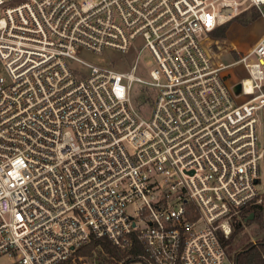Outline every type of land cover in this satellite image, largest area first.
Segmentation results:
<instances>
[{"label": "built area", "instance_id": "built-area-1", "mask_svg": "<svg viewBox=\"0 0 264 264\" xmlns=\"http://www.w3.org/2000/svg\"><path fill=\"white\" fill-rule=\"evenodd\" d=\"M251 9L264 18V0H0V257L61 264L135 235L128 264H226L264 192V34L217 51L215 31ZM107 48L148 49L150 79L80 55Z\"/></svg>", "mask_w": 264, "mask_h": 264}, {"label": "rangeland", "instance_id": "rangeland-1", "mask_svg": "<svg viewBox=\"0 0 264 264\" xmlns=\"http://www.w3.org/2000/svg\"><path fill=\"white\" fill-rule=\"evenodd\" d=\"M256 11L251 9L243 13L242 15L235 18L232 22H229L225 29L224 36H215L218 38L217 45L215 49L217 51H224L225 47L230 44L235 45L240 51L245 52L250 47H252L259 38L264 34V18L256 14V18H252V12ZM257 12V11H256ZM242 17H246V20H241ZM216 38V39H217ZM221 45V48H220ZM234 56L232 54H228L224 56L222 59L225 62L232 61L234 58H237L238 55ZM81 57L96 63H107L114 66L116 69L122 71H132V66L135 62L138 64V68L134 71L135 75L140 76L143 79L149 80L150 79V70L156 66V61L152 55V53L148 49H143L137 58V53H124L119 50L107 48L101 53H96L93 51H82ZM225 74L227 78H229L230 83L238 82L242 78L248 77L249 72L244 66V64H237L232 67H229ZM0 75H6V71L4 68V64L0 60ZM148 93L146 86L142 83L136 82L133 86V99L138 104V106L143 109L144 106V115L148 117L152 110L151 104H144L145 103V96ZM260 188L261 191H264V173H262L261 180H260ZM257 225L252 223L245 226L244 231L247 233L246 242L257 241L264 236V232L256 234L254 232V228ZM228 253V260L226 264H230V260L233 258V251L227 252ZM80 260L84 261L85 263H90L92 261L91 258H81L73 260V264H78ZM14 258L11 256H1L0 257V264H13ZM132 264H143L141 261L132 262Z\"/></svg>", "mask_w": 264, "mask_h": 264}, {"label": "trees", "instance_id": "trees-1", "mask_svg": "<svg viewBox=\"0 0 264 264\" xmlns=\"http://www.w3.org/2000/svg\"><path fill=\"white\" fill-rule=\"evenodd\" d=\"M256 14V11L252 12L253 19L256 18ZM241 20L247 21L246 17H242ZM227 24L222 25L215 34L224 36ZM261 197L260 202L250 204L242 210L241 220L234 221L232 234L222 239L227 252H234L232 255L234 264H264V236L257 241L246 242L248 236L244 231L246 225L254 223L257 225L254 228L256 234L264 232V192ZM251 213L254 215L250 219ZM144 252V244L135 235H133L132 245L125 248L117 246L108 238L91 236L87 243L76 250L74 257L75 259L79 257L92 259L90 263L85 264H128ZM61 264H73L72 258ZM78 264H84V261L80 260Z\"/></svg>", "mask_w": 264, "mask_h": 264}, {"label": "water", "instance_id": "water-1", "mask_svg": "<svg viewBox=\"0 0 264 264\" xmlns=\"http://www.w3.org/2000/svg\"><path fill=\"white\" fill-rule=\"evenodd\" d=\"M239 88H240V85L238 84V85L236 86L237 91H239ZM253 215H254V214L251 213L250 216H249V218H250V219L253 218Z\"/></svg>", "mask_w": 264, "mask_h": 264}]
</instances>
